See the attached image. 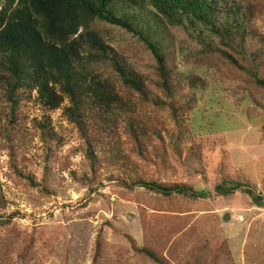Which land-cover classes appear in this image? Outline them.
<instances>
[{"label": "rangeland", "instance_id": "obj_1", "mask_svg": "<svg viewBox=\"0 0 264 264\" xmlns=\"http://www.w3.org/2000/svg\"><path fill=\"white\" fill-rule=\"evenodd\" d=\"M234 2L244 1L220 0L218 20ZM246 3L262 6L251 24L254 49L264 37V0ZM100 29L145 83L146 102L135 94L139 144L128 118L119 133L89 129L85 140L64 114L67 100L48 111L35 90L21 89L13 107L0 87V264H156L136 251L142 247L168 264H264V89L245 65L207 51L206 28L185 25L165 35L167 66L179 77L169 97L142 41L119 27ZM138 180L204 197L163 196L133 185ZM222 184L263 201L243 189L218 194Z\"/></svg>", "mask_w": 264, "mask_h": 264}, {"label": "trees", "instance_id": "obj_2", "mask_svg": "<svg viewBox=\"0 0 264 264\" xmlns=\"http://www.w3.org/2000/svg\"><path fill=\"white\" fill-rule=\"evenodd\" d=\"M244 2L231 3L221 22L216 14L220 0H0V87L13 107L21 89L35 90L40 105L48 111L67 100L64 114L85 140L91 135L89 129L109 138L118 132L120 121L128 118V129L139 144L135 94L145 103L148 92L141 76L110 46L101 25L119 27L145 44L156 62L160 86L169 97L179 77L167 66L165 35L169 27L185 25L206 28L213 36L207 51L234 67L245 65L252 83L264 89V37H259V47H251L258 34L251 28L252 20L262 6ZM215 39L216 46L212 44ZM103 67H110L116 80ZM92 154L88 147L86 155L94 167ZM26 177L36 185L31 176ZM133 185L163 196L204 197L203 191L184 185L144 180ZM242 189L256 203L263 201L242 185L216 186L221 195ZM5 202L0 187V206ZM136 251L156 264H168L148 247Z\"/></svg>", "mask_w": 264, "mask_h": 264}]
</instances>
